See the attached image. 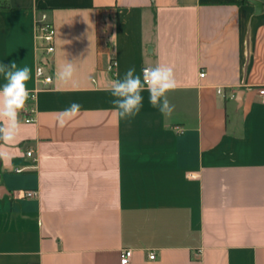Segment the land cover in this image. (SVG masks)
<instances>
[{"label":"crops","instance_id":"0c3cea01","mask_svg":"<svg viewBox=\"0 0 264 264\" xmlns=\"http://www.w3.org/2000/svg\"><path fill=\"white\" fill-rule=\"evenodd\" d=\"M258 1L0 0V64L28 66L37 91L34 123L22 111L0 144V264H121L123 249L130 264H264ZM45 20L49 85L36 79ZM67 61L76 71L63 82ZM156 64L175 74L171 117L147 91L138 115L118 117L111 80ZM72 102L80 113L60 127Z\"/></svg>","mask_w":264,"mask_h":264},{"label":"clouds","instance_id":"9594fccd","mask_svg":"<svg viewBox=\"0 0 264 264\" xmlns=\"http://www.w3.org/2000/svg\"><path fill=\"white\" fill-rule=\"evenodd\" d=\"M116 36L113 35L112 41ZM118 67V65H117ZM76 71L73 61H67L57 73V78L63 82L70 81ZM0 140L9 141L15 138L23 126L19 116L27 111V102L31 98L28 81L31 79V69L28 66L18 67L16 62L10 65L0 64ZM177 82L173 68L156 64L145 67L142 73H137L134 66L129 67L123 77L117 75L111 80L109 91L114 97L112 103L118 117L131 119L139 114L143 107V93L147 91L149 103L157 108L165 117H171L174 111L167 94L174 91ZM81 110V105L72 102L58 113V124L64 127L66 122L75 118Z\"/></svg>","mask_w":264,"mask_h":264},{"label":"built area","instance_id":"2783aa9c","mask_svg":"<svg viewBox=\"0 0 264 264\" xmlns=\"http://www.w3.org/2000/svg\"><path fill=\"white\" fill-rule=\"evenodd\" d=\"M37 38L40 42L38 46L39 51V59L38 64L36 66V79L38 82H41L43 85H49L53 81L52 75L48 72L49 70V60L55 53V40H56V29L54 23L50 21H43L38 24L37 27ZM117 67V61L113 60L108 69L111 72H115ZM205 73H201L203 77ZM31 98L30 102L34 103L37 98V91L30 92ZM258 95L261 98V103L264 105V86L258 89ZM25 114V122L30 124L34 123V114L35 108L34 106L27 107V111H24ZM27 156L33 160L36 164L37 157L35 156L32 150L27 152ZM21 170L17 169L16 172H20ZM36 196L34 192H28L25 194L27 198H33ZM133 258V250L132 249H123L120 252V263L121 264H130ZM151 259L155 258V254L150 255Z\"/></svg>","mask_w":264,"mask_h":264},{"label":"trees","instance_id":"16d2710c","mask_svg":"<svg viewBox=\"0 0 264 264\" xmlns=\"http://www.w3.org/2000/svg\"><path fill=\"white\" fill-rule=\"evenodd\" d=\"M8 9H10V7L9 6H7V5H0V10H8ZM2 141L3 140H0V144L2 143ZM2 160H1V157H0V173H1V171H2Z\"/></svg>","mask_w":264,"mask_h":264},{"label":"water","instance_id":"95a60500","mask_svg":"<svg viewBox=\"0 0 264 264\" xmlns=\"http://www.w3.org/2000/svg\"><path fill=\"white\" fill-rule=\"evenodd\" d=\"M251 2H252L257 8H262V3L259 2L258 0H251ZM108 31H110V28H109Z\"/></svg>","mask_w":264,"mask_h":264}]
</instances>
